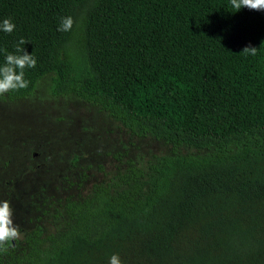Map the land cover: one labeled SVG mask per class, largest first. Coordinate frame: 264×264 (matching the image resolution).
I'll use <instances>...</instances> for the list:
<instances>
[{"label":"trees","instance_id":"obj_1","mask_svg":"<svg viewBox=\"0 0 264 264\" xmlns=\"http://www.w3.org/2000/svg\"><path fill=\"white\" fill-rule=\"evenodd\" d=\"M235 11L230 0H0V22L16 24L0 31V67L21 38L37 60L11 98L53 73L54 96L211 150L130 163L59 198L57 229H20L0 264H108L115 253L123 264H264V10ZM69 15L72 30L59 31Z\"/></svg>","mask_w":264,"mask_h":264},{"label":"rangeland","instance_id":"obj_2","mask_svg":"<svg viewBox=\"0 0 264 264\" xmlns=\"http://www.w3.org/2000/svg\"><path fill=\"white\" fill-rule=\"evenodd\" d=\"M52 77L39 79L29 96L0 95V200L11 201L20 229L54 231L59 198L85 195L130 163L144 167L162 155L211 151L131 131L76 94L54 96Z\"/></svg>","mask_w":264,"mask_h":264},{"label":"clouds","instance_id":"obj_3","mask_svg":"<svg viewBox=\"0 0 264 264\" xmlns=\"http://www.w3.org/2000/svg\"><path fill=\"white\" fill-rule=\"evenodd\" d=\"M230 6L235 12L242 8L250 10H264V0H230ZM74 18L69 15L62 17L58 28L61 32H70L74 26ZM16 24L11 18H5L0 22V31L11 34ZM27 41L21 38L16 45V53H8L5 57V64L0 67V95L13 90L25 89L30 81L25 79V69L34 68L37 60L34 53L28 54L21 46ZM257 48L247 46L242 53L252 56L257 55ZM15 211L10 200H0V250L7 251L8 247L14 246V242L21 238L19 225L14 223ZM108 264H123L119 253L112 254Z\"/></svg>","mask_w":264,"mask_h":264}]
</instances>
